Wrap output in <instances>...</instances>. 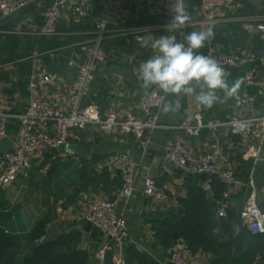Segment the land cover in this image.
I'll use <instances>...</instances> for the list:
<instances>
[{
	"label": "crops",
	"instance_id": "obj_1",
	"mask_svg": "<svg viewBox=\"0 0 264 264\" xmlns=\"http://www.w3.org/2000/svg\"><path fill=\"white\" fill-rule=\"evenodd\" d=\"M77 1L83 4L89 15L80 18L69 9L63 10L59 19L60 33L55 37L39 33L54 0H31L28 6L9 16L0 13V105L7 113H21L28 105V82L35 69L31 57L34 51L43 53L41 69L52 75L55 104L62 107L72 93V83L82 61V44L93 36L95 22L102 13L98 0ZM185 1L191 19L183 31L167 30L169 20L162 13V0H134L130 7L107 12L112 33L104 43L108 58L98 70L89 101L102 112H109L119 107L135 109L145 92L156 89L163 93L155 86L143 89L138 76L140 64L156 52L151 48V42L161 35H175L178 41H182L187 32L208 27L213 29L214 35L199 51L206 56L214 48L227 53L256 54L260 65L258 83L246 87L244 66L223 67L229 84L237 78L244 79L238 98L224 103L218 101L211 108H206L196 101L194 95H166V103L178 104L179 107L173 112L161 111L160 121L165 127L152 133V142L146 151L131 135L100 136L91 129L73 130L64 148H49L35 156L17 182L0 186V196L5 202L0 208V216L11 211L12 216L5 218L15 231L30 230L39 220L49 218L44 238L53 236L51 227L58 232V236L71 234L76 245L89 252V264H106L107 252L113 249L106 248L107 238L84 216L94 200L118 198L124 183L110 161L118 154L127 153L140 164V179L134 196L128 202L118 200V211L126 214L130 233L124 246L126 263V252L133 246L157 264H175L170 256L180 248L187 249L199 264H209L210 253L200 251L194 255L185 241L178 242L174 247H165L156 236L153 218L160 213L169 215L170 212H179L178 199L187 196L191 187L201 186L212 194L204 176L191 175L180 169L164 171L165 146L176 139H183L195 154L209 150L212 141L209 129L204 128L198 137H193L179 128L184 122L194 123L193 115L198 111L204 114L206 120L252 116L261 111L264 106V35L257 32L246 17L264 14V0H228L225 12L233 21L226 26H213L204 21L201 0ZM137 25L156 26L145 36L149 40L147 48L142 47L134 37L126 38L118 34L124 28ZM246 91L254 96L255 101L243 106ZM218 95L222 97L223 93L218 92ZM8 126L10 138L0 142V169L2 157L11 147L20 123L10 117ZM219 137L225 158L233 164L243 181L242 187L232 195L230 215L241 212L247 194L253 189L258 194L259 203L264 204V150L256 160L249 150L250 145L243 144L239 135L229 127H222ZM147 178H154L159 186L172 194V204L159 206L144 194ZM5 218H1L2 221ZM262 244L264 248V238ZM102 250H105L103 258ZM263 251L257 254H263ZM114 257L115 251L109 264H115Z\"/></svg>",
	"mask_w": 264,
	"mask_h": 264
},
{
	"label": "built area",
	"instance_id": "obj_2",
	"mask_svg": "<svg viewBox=\"0 0 264 264\" xmlns=\"http://www.w3.org/2000/svg\"><path fill=\"white\" fill-rule=\"evenodd\" d=\"M30 2L31 0H1L0 13L9 16L28 6ZM172 2L186 8L185 0H162L161 10L168 20ZM133 4L134 0H98L102 13L95 22L93 36L82 44L79 72L73 80L72 93L62 107L57 106L54 101L52 75L41 69L43 53L39 51L32 53L35 69L29 77L27 107L21 113L9 114L3 105H0V142L10 138L8 118L14 117L20 123V129L13 137L11 147L2 157L0 186L17 182L35 156L49 148H59L65 144L73 130L91 129L100 136L131 135L146 151L152 142V133L165 127L160 121V116L162 106L166 103V95L156 89L145 92L135 109L119 107L102 112L96 104L89 101L98 70L108 58L104 43L112 33L107 12L119 11ZM227 4L228 0H201L204 21L213 26L230 24L233 20L225 12ZM65 9L73 11L80 18L89 15L83 4L77 0H54L39 33L46 37L57 36L60 33L59 19ZM246 21L254 24L256 31L264 35V14L246 17ZM187 27L188 24L179 30L183 31ZM155 29L154 25H137L124 28L118 34L126 38L134 37L140 42L138 38H145ZM209 56L222 67L244 66L246 87L258 83L260 65L256 54L227 53L214 48ZM253 101L254 96L246 91L243 95V106ZM193 119L194 123L184 122L179 128L193 137H198L202 129H209L212 137L209 150L203 154H195L183 139H176L165 146L164 171L180 169L191 175L205 176L208 189L212 188L215 179H219L225 188L219 202L218 217L228 218L233 206L232 195L242 187L243 181L236 168L223 154L219 130L222 127L233 129L243 144L250 145V152L258 160L261 151L264 150V106L258 114L252 116L206 120L204 114L198 111L194 113ZM110 164L122 177L123 189L116 200H94L84 217L107 238L106 248L115 251V264H127L124 246L129 240L130 233L126 214L118 211V200L128 202L134 196L140 179V164L127 153L114 156ZM143 190L144 194L159 206L172 204V194L165 187L159 186L154 178L145 180ZM240 216L253 235L264 238V204L259 203L256 190L253 189L247 194ZM104 255L105 250H102V258ZM170 260L175 264H199L198 259L185 248L175 249ZM260 260L262 254L258 253L256 261Z\"/></svg>",
	"mask_w": 264,
	"mask_h": 264
},
{
	"label": "trees",
	"instance_id": "obj_3",
	"mask_svg": "<svg viewBox=\"0 0 264 264\" xmlns=\"http://www.w3.org/2000/svg\"><path fill=\"white\" fill-rule=\"evenodd\" d=\"M224 188L219 179L212 184V194L204 187H191L187 196L178 199L179 212L160 213L153 218L156 236L165 247L185 241L194 255L200 251L210 253L209 264H264L263 237L253 235L243 225L240 212L234 210L228 218L218 217ZM4 205L1 195L0 208ZM5 216H0V264L90 263L89 252L79 248L71 234L50 236L43 241L49 218L39 220L30 230L17 232ZM259 251H263L262 260L256 262ZM113 254V250L107 252L106 264L112 261ZM126 259L128 264H157L133 246L127 250Z\"/></svg>",
	"mask_w": 264,
	"mask_h": 264
},
{
	"label": "clouds",
	"instance_id": "obj_4",
	"mask_svg": "<svg viewBox=\"0 0 264 264\" xmlns=\"http://www.w3.org/2000/svg\"><path fill=\"white\" fill-rule=\"evenodd\" d=\"M170 19L167 30L174 32L184 28L190 22V14L178 3H170ZM213 29L208 27L200 31L187 32L183 41L175 35H161L151 42L155 54L139 66L141 87L145 90L156 87L165 95L195 96L196 101L211 108L216 102L224 103L231 98H238L243 77L229 84L225 69L211 56L199 50L213 37ZM142 47L149 46V40L138 38ZM222 92L223 96L218 95ZM178 104L166 103L164 113L178 109Z\"/></svg>",
	"mask_w": 264,
	"mask_h": 264
},
{
	"label": "water",
	"instance_id": "obj_5",
	"mask_svg": "<svg viewBox=\"0 0 264 264\" xmlns=\"http://www.w3.org/2000/svg\"><path fill=\"white\" fill-rule=\"evenodd\" d=\"M136 1L138 2V1H140V0H136ZM64 146H65V145L62 144L59 148L62 149V148H64ZM7 215H8L9 217L12 216V212H11V211H8V212H7ZM50 230H51V232H52V234H53L54 237H58V232L54 229V227H51ZM47 239H48V237H47V238H44L43 241H46Z\"/></svg>",
	"mask_w": 264,
	"mask_h": 264
},
{
	"label": "rangeland",
	"instance_id": "obj_6",
	"mask_svg": "<svg viewBox=\"0 0 264 264\" xmlns=\"http://www.w3.org/2000/svg\"><path fill=\"white\" fill-rule=\"evenodd\" d=\"M255 260H256V256H255V258H254Z\"/></svg>",
	"mask_w": 264,
	"mask_h": 264
}]
</instances>
